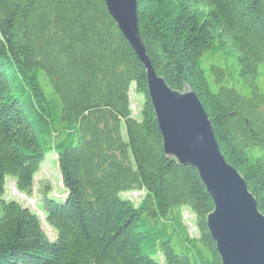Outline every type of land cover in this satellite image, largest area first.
Segmentation results:
<instances>
[{
  "label": "trees",
  "instance_id": "1",
  "mask_svg": "<svg viewBox=\"0 0 264 264\" xmlns=\"http://www.w3.org/2000/svg\"><path fill=\"white\" fill-rule=\"evenodd\" d=\"M136 2L154 71L174 90L193 89L264 214V0ZM218 59L236 69L211 65L209 82L203 61ZM49 151L67 193H41L53 239L34 211L3 198L8 176L31 194ZM132 190L144 192L138 204L122 196ZM212 209L196 170L164 154L145 68L104 0H0V264H221Z\"/></svg>",
  "mask_w": 264,
  "mask_h": 264
},
{
  "label": "water",
  "instance_id": "2",
  "mask_svg": "<svg viewBox=\"0 0 264 264\" xmlns=\"http://www.w3.org/2000/svg\"><path fill=\"white\" fill-rule=\"evenodd\" d=\"M104 2L145 68L164 154L194 168L212 199L206 223L221 264H264V214L243 176L221 154L195 92L188 84L182 91L172 89L154 71L138 31L136 0Z\"/></svg>",
  "mask_w": 264,
  "mask_h": 264
},
{
  "label": "rangeland",
  "instance_id": "3",
  "mask_svg": "<svg viewBox=\"0 0 264 264\" xmlns=\"http://www.w3.org/2000/svg\"><path fill=\"white\" fill-rule=\"evenodd\" d=\"M211 65H213L214 69L223 72L224 75L236 69L234 62L231 60L225 61L222 59H218L215 61H203V67L205 69V73L209 82L213 79V75L211 73ZM217 77L220 76L218 75ZM258 81V96L264 98V72L263 77ZM129 101L132 116H134L135 118H139L143 103V97L135 90L133 83L129 88ZM41 193L47 194L48 197L54 198L57 201H61L67 194L61 182L57 164V154L54 151H49L45 155L44 160L41 163V167L34 177V186L30 195L18 192L14 185V179L8 176L6 178L5 193L3 196L5 200H15L21 205L29 207L32 211H34L40 218L42 228L44 229L48 237L50 239H53L56 235V232L45 223L44 215L40 210L39 204L42 198ZM143 194V191L132 190L123 193L122 196L123 198L130 199L135 204H138ZM182 215L190 234L192 236H197L198 231L194 222V215L192 214V212H190L188 208H183ZM158 259L161 260L162 258L159 256Z\"/></svg>",
  "mask_w": 264,
  "mask_h": 264
},
{
  "label": "bare ground",
  "instance_id": "4",
  "mask_svg": "<svg viewBox=\"0 0 264 264\" xmlns=\"http://www.w3.org/2000/svg\"><path fill=\"white\" fill-rule=\"evenodd\" d=\"M60 173V172H59Z\"/></svg>",
  "mask_w": 264,
  "mask_h": 264
}]
</instances>
